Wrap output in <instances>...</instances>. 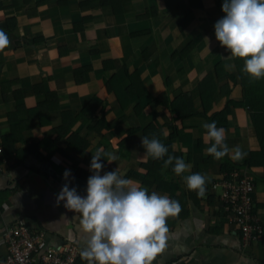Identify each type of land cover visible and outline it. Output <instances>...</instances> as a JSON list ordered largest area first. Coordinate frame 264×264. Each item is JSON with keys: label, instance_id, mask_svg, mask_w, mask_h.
Segmentation results:
<instances>
[{"label": "crops", "instance_id": "crops-1", "mask_svg": "<svg viewBox=\"0 0 264 264\" xmlns=\"http://www.w3.org/2000/svg\"><path fill=\"white\" fill-rule=\"evenodd\" d=\"M107 1L111 4L0 0V30L11 41L7 54L0 53V259L7 253L4 228L16 223L45 232L52 246L72 242L86 247L76 213L56 197L65 183L86 196L94 174L92 154L100 149V175L118 170L149 194L174 197L182 207L178 217L167 221L168 243L154 264H264L263 239L244 248L241 231L223 204L229 175L236 169L247 172L257 180L255 201L264 221V208H259L264 168L248 165L261 148L249 111L232 106L226 123L215 121L225 129L229 149L239 146L246 153L243 159H232L230 152L215 160L206 152L211 143L205 141L203 124L211 123L228 99L242 101L240 78L216 82L219 90L227 84L229 93L207 116L177 119L161 102L181 98L205 113L199 83L216 72L218 63L236 73L234 60L215 38L214 1ZM130 77L142 84L143 93L138 87L129 99L124 88ZM145 136L180 154L190 170L176 176L147 157L141 143ZM103 153L117 159L109 163ZM195 173L207 178L202 198L186 185L185 177Z\"/></svg>", "mask_w": 264, "mask_h": 264}, {"label": "clouds", "instance_id": "clouds-1", "mask_svg": "<svg viewBox=\"0 0 264 264\" xmlns=\"http://www.w3.org/2000/svg\"><path fill=\"white\" fill-rule=\"evenodd\" d=\"M222 11L225 15L215 23L214 30L220 46L230 52L227 58L244 61L242 71L250 78V83L264 78V0H224ZM10 44L8 35L0 30V53L7 54L5 50ZM203 128L206 129L205 141L211 143L206 152L215 160L223 159L230 152L234 153L231 157L234 160L245 157L246 153L239 146L229 149L225 129L218 128L215 121L204 123ZM141 143L146 156L154 160L168 153L156 138L145 136ZM103 156L108 157L109 163L117 159L109 153ZM101 159L102 150L98 149L92 154L90 169L94 174L87 180L86 196L78 195L75 188L65 183L56 197L58 204L64 201V207L76 213L73 219L78 220L81 231L87 236L81 259L87 264H154L168 243L167 221L178 217L182 211L180 203L155 191L149 194L147 188L122 178L118 170L100 175L104 167ZM173 162L172 171L176 176L191 168L184 159L171 155L164 161V167ZM69 176L70 171L66 170L64 178L67 180ZM185 181L188 190L196 192L198 198L205 196V176L195 173L186 176ZM257 210L256 206L258 216ZM261 224L264 230L262 219ZM262 238L263 235L259 240Z\"/></svg>", "mask_w": 264, "mask_h": 264}, {"label": "built area", "instance_id": "built-area-1", "mask_svg": "<svg viewBox=\"0 0 264 264\" xmlns=\"http://www.w3.org/2000/svg\"><path fill=\"white\" fill-rule=\"evenodd\" d=\"M224 187L225 213L239 227L244 248H249L264 232L261 219L255 214L256 179L247 172L234 170ZM2 237L7 253L0 264H87L81 259L80 245L65 242L52 246L45 232H32L23 223L5 227Z\"/></svg>", "mask_w": 264, "mask_h": 264}, {"label": "trees", "instance_id": "trees-1", "mask_svg": "<svg viewBox=\"0 0 264 264\" xmlns=\"http://www.w3.org/2000/svg\"><path fill=\"white\" fill-rule=\"evenodd\" d=\"M214 1V10L215 13H217V18L216 21L219 19L223 18L225 15L222 11V4L224 0H213ZM107 0H101V4L103 5H109ZM113 4V3H112ZM111 6V5H110ZM114 4H113V10L114 9ZM190 19V17H188ZM185 20V19H184ZM183 20V21H184ZM186 24V20L184 23L180 25L181 27ZM193 45L191 44L188 48L183 51V56L186 55L187 52H189L192 49ZM230 54V52L228 51ZM234 60V59H233ZM234 64L236 67V73L230 74L225 71V68L222 67L221 63H218L216 65V72L215 73H210L208 74L205 79L199 83V88H200V94H201V100L202 104L204 106L205 113H198L194 111L191 107L186 106V104L183 102L181 98H177L171 102H168L167 100H162L163 104L169 109V111L175 115L177 119H185V118H190V117H203L207 116V112L213 107L214 103L216 101H219L223 98V96H226V94L229 93V88L227 87L228 85L225 84L221 90H218V85L216 82H223L225 80H236V77L240 78V84L243 88V99L241 102H235L233 100L228 99V102L226 104V107L223 111L215 113L210 117V120L220 121V125H223V123H226L225 120L227 119V116L231 112V107H237V108H244L247 109L250 113L253 126L256 129L257 137L260 142V150L257 152L252 153L250 161H249V166H261L264 168V78L254 82L250 83V78L243 73L242 69L244 66V61L240 59H235ZM133 77V76H132ZM130 77V84L124 88L125 94L128 95L129 99L134 96L136 93H138L137 89H141L140 92L143 93V86L142 84ZM135 78L137 76H134ZM112 81V80H111ZM110 81V82H111ZM110 82L106 83V86L108 89H110ZM236 82V81H234ZM140 95V94H139ZM117 100L119 101V104L123 106L124 104L122 103L124 99L122 96L117 95ZM160 103V100L154 99V103ZM125 103V102H124ZM102 121V120H101ZM103 119V127L108 128L107 123ZM163 144V142H161ZM174 157H180V154L176 153H170V150L168 151L167 155H165V158L159 159L158 163L164 164V161L167 159L166 156L170 155ZM174 164V162H173ZM174 165H169L168 171L172 172ZM261 180L264 182V175L262 176ZM168 183V182H167ZM165 182V185L167 184ZM168 185V184H167ZM158 186L162 187V182H158ZM167 191L171 192L168 188H166ZM173 200L174 197H172ZM262 208H264V204L261 205ZM170 220V219H169ZM263 243H264V234H263Z\"/></svg>", "mask_w": 264, "mask_h": 264}, {"label": "rangeland", "instance_id": "rangeland-1", "mask_svg": "<svg viewBox=\"0 0 264 264\" xmlns=\"http://www.w3.org/2000/svg\"><path fill=\"white\" fill-rule=\"evenodd\" d=\"M187 53H189V52H187ZM187 53H186V54H187ZM241 87H242V86H241ZM218 90H219V89H218ZM263 204H264V203H263ZM259 208H261V206H259Z\"/></svg>", "mask_w": 264, "mask_h": 264}]
</instances>
